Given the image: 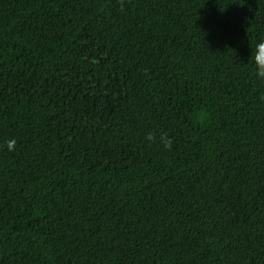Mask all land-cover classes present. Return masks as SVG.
Masks as SVG:
<instances>
[{
	"label": "trees",
	"instance_id": "1",
	"mask_svg": "<svg viewBox=\"0 0 264 264\" xmlns=\"http://www.w3.org/2000/svg\"><path fill=\"white\" fill-rule=\"evenodd\" d=\"M260 41L264 0H0V264H264Z\"/></svg>",
	"mask_w": 264,
	"mask_h": 264
},
{
	"label": "clouds",
	"instance_id": "2",
	"mask_svg": "<svg viewBox=\"0 0 264 264\" xmlns=\"http://www.w3.org/2000/svg\"><path fill=\"white\" fill-rule=\"evenodd\" d=\"M252 60L255 65V75L258 79H264V41H260L256 44L255 49L252 52ZM156 139L155 133H148L146 140L153 142ZM160 143L163 144L165 149L171 150L173 145V140L168 136L167 133H161L159 136ZM16 141L11 139L7 142V148L9 151L15 149Z\"/></svg>",
	"mask_w": 264,
	"mask_h": 264
}]
</instances>
